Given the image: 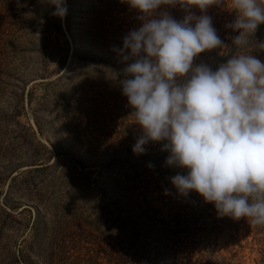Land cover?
Returning <instances> with one entry per match:
<instances>
[{
  "label": "rangeland",
  "instance_id": "374dc122",
  "mask_svg": "<svg viewBox=\"0 0 264 264\" xmlns=\"http://www.w3.org/2000/svg\"><path fill=\"white\" fill-rule=\"evenodd\" d=\"M66 4L60 18L51 15L54 5L41 0H0V264L135 259L131 239L99 190L118 171L120 149L141 134L121 84L134 61L118 51L123 37L142 26L141 13L126 0ZM162 11L177 20L186 15L178 5H161L157 15ZM191 11L202 14L195 6ZM206 14L224 46L200 53L194 65L216 70L238 54L264 62V49L256 47L264 37L257 39V31L249 46L233 44L229 25L237 13L231 0ZM232 48L234 54L223 59ZM106 164L111 168L102 169ZM186 171L177 168L176 174ZM194 192L184 196L168 185L157 205L163 212L178 206L188 211ZM199 204L193 257L200 256V264H264V226L219 216L202 198Z\"/></svg>",
  "mask_w": 264,
  "mask_h": 264
},
{
  "label": "clouds",
  "instance_id": "9594fccd",
  "mask_svg": "<svg viewBox=\"0 0 264 264\" xmlns=\"http://www.w3.org/2000/svg\"><path fill=\"white\" fill-rule=\"evenodd\" d=\"M126 2L143 21L118 49L124 60L134 61L121 82L141 128L133 153L144 154L149 142H162L161 150L169 153L165 164L187 170L170 177L179 194L195 191L219 216L264 226V62L238 54L216 70L194 65L200 53L224 46L206 13L225 0ZM41 3L55 6L53 16L67 15L66 0ZM161 5H178L186 15L182 20L167 11L157 15ZM231 6L237 16L229 26L239 30L233 44L243 48L264 24V2L231 0ZM256 47L264 49V41Z\"/></svg>",
  "mask_w": 264,
  "mask_h": 264
},
{
  "label": "trees",
  "instance_id": "16d2710c",
  "mask_svg": "<svg viewBox=\"0 0 264 264\" xmlns=\"http://www.w3.org/2000/svg\"><path fill=\"white\" fill-rule=\"evenodd\" d=\"M237 35L239 30L233 31L231 39ZM255 37H264V24L258 26ZM253 40L254 36L250 44ZM232 51L234 54L232 48L222 55L223 59L227 60ZM132 148L125 145L120 149L123 158L115 165L118 171L113 173L109 184L99 190L101 196L107 197L108 213L120 224L119 230L127 233L131 239L129 247L135 251V259L123 264H200L201 257H193L194 231L199 226L194 213L202 208L201 198L203 206L209 203L194 192V196H189L194 202L188 211L178 206L163 212L162 206L157 205L164 197L159 192L168 190V185L172 184L170 177L176 175L177 168L165 164L169 153L161 150L162 142L145 146L144 154H135ZM110 166L106 164L102 169H110ZM123 226L128 230L120 229ZM181 236L187 240L181 241Z\"/></svg>",
  "mask_w": 264,
  "mask_h": 264
}]
</instances>
